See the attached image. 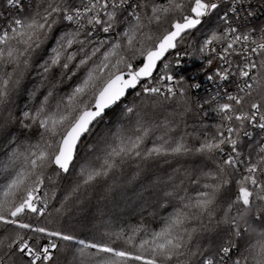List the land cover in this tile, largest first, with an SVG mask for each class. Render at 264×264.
I'll use <instances>...</instances> for the list:
<instances>
[{
    "label": "snow or ice",
    "instance_id": "6c2138e0",
    "mask_svg": "<svg viewBox=\"0 0 264 264\" xmlns=\"http://www.w3.org/2000/svg\"><path fill=\"white\" fill-rule=\"evenodd\" d=\"M244 4L7 0L15 11L0 12V108L10 106L37 55L46 58L34 103L19 119L34 142L18 144L0 166V264H264V135L252 141L247 130L264 133V28L227 22ZM225 5L224 26L202 34L194 48L211 70L207 79L218 82L196 107L206 117L207 105L219 122L189 130L193 101L168 54ZM180 60L177 52V66ZM138 86L146 103L128 106L117 126L97 135L106 110ZM161 107L171 108L163 121L155 118ZM242 137L250 140L246 150ZM185 157L202 166L157 178L164 210L157 226L104 225L91 240L67 229L70 206L125 165L134 163L139 175L146 163L171 167ZM207 232L223 233L222 242H201Z\"/></svg>",
    "mask_w": 264,
    "mask_h": 264
},
{
    "label": "trees",
    "instance_id": "16d2710c",
    "mask_svg": "<svg viewBox=\"0 0 264 264\" xmlns=\"http://www.w3.org/2000/svg\"><path fill=\"white\" fill-rule=\"evenodd\" d=\"M24 3L28 5L31 3V0H24ZM10 11L14 12L15 10L9 8L7 0H0V12L8 14ZM223 12L224 8H221L217 14L207 18L198 30H193L192 36L187 38L177 49L195 57L194 48L202 34L206 33L209 29L224 26L225 21L221 19ZM45 58L46 55L44 52H40L37 55L36 60L38 63L25 74L21 86L15 98L11 101L10 106L7 110L0 108V166L7 163L9 156L18 144L27 142L28 140L34 142L35 138L32 133L30 130L21 126L19 119L21 118L22 112L28 110L34 103L31 99V93L39 84V64L43 63V59ZM61 87H64V85H61ZM140 90L138 86L135 90L131 91L100 120L96 128L97 135L105 132L109 128L117 126L122 118V113L128 106L141 105L144 98L137 97V93ZM187 90L194 107L193 113H190L186 118L189 130H191L193 124L199 129L202 124L210 126L219 122V118L207 106H205V110L208 111V115L206 117L203 116L202 111L196 107L197 101L203 103L202 96L189 89ZM170 111L171 108L165 109L161 107L159 111L155 112V118L163 121ZM9 114H11V119H9ZM149 115H152V110H149ZM260 136L257 133L253 134L252 141L259 139ZM95 139V136L85 139L80 148L81 158L77 160V164L87 155V145L91 144ZM249 143V138L242 137V150H246V145ZM201 166L197 158L185 157L179 164L173 161L171 167L163 163L159 165L152 162L146 163L142 165L140 174L135 175L137 172L136 165L129 163L115 177L108 179L106 183L98 186L95 191H90L82 196L80 203L70 206L71 210L68 216L67 229L71 230L79 239L91 240L100 238V233L104 230V225L127 227L136 223L146 222L155 227L159 222L160 215L164 214V210L158 206V190L154 188L157 178L166 179L167 175H174V167L193 169ZM74 173L75 169L73 170L72 176L62 181L65 187L68 181L74 178ZM2 182L3 175H0V183ZM185 183L187 184V181ZM189 187L194 188V186ZM222 235L223 233L216 235L214 232H207L201 238V242L219 244L222 242ZM240 243L243 244L244 241H240Z\"/></svg>",
    "mask_w": 264,
    "mask_h": 264
},
{
    "label": "built area",
    "instance_id": "2783aa9c",
    "mask_svg": "<svg viewBox=\"0 0 264 264\" xmlns=\"http://www.w3.org/2000/svg\"><path fill=\"white\" fill-rule=\"evenodd\" d=\"M222 8H224V12L222 14L223 16L227 5ZM249 12L252 14L249 15ZM228 16L231 17V19L227 22H230L233 25H239L241 27L256 29L259 31L264 28V0H245L244 7L238 14L229 12ZM177 52H179L181 56L179 66L176 65ZM168 59L172 60V74L177 79L183 77L184 82L182 86L184 88L202 96L203 101L209 99L215 94L218 82L209 81L207 79V75L210 74L211 70L207 68L202 60H198L192 55L178 49L173 50L170 54H168ZM194 84H198L199 88L192 87ZM228 87L230 91L235 90L233 85H228ZM220 90L223 91L222 88ZM247 130L253 134L257 133L264 135V133H261L258 129L248 127Z\"/></svg>",
    "mask_w": 264,
    "mask_h": 264
},
{
    "label": "water",
    "instance_id": "95a60500",
    "mask_svg": "<svg viewBox=\"0 0 264 264\" xmlns=\"http://www.w3.org/2000/svg\"><path fill=\"white\" fill-rule=\"evenodd\" d=\"M201 26V25H200ZM200 26H198V28L200 27ZM172 52V51H171ZM133 90H135V89H130L128 92H127V94L119 101V102H117V104L116 105H118L131 91H133ZM116 105H113L110 109H108V110H106V114L111 110V109H113ZM105 114V115H106ZM104 115V116H105ZM103 116V117H104Z\"/></svg>",
    "mask_w": 264,
    "mask_h": 264
}]
</instances>
